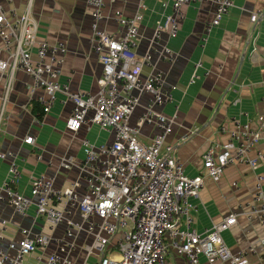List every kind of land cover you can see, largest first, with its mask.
Wrapping results in <instances>:
<instances>
[{"label": "built area", "instance_id": "built-area-1", "mask_svg": "<svg viewBox=\"0 0 264 264\" xmlns=\"http://www.w3.org/2000/svg\"><path fill=\"white\" fill-rule=\"evenodd\" d=\"M106 1L86 0L91 16L90 44L102 64V73L96 79L98 90L92 93L72 92L67 83H60L68 48L64 42L39 38L38 23L31 15L32 1L25 12L18 13L10 6L13 0H0V73L6 74L0 103V131L6 120L13 79L17 72H23L31 78L27 88L32 99L36 96L44 114L55 104L57 94L62 93L72 103L66 120L68 130L77 132L84 124H96L113 134L112 143L99 146L83 138V159L72 155L61 158V168L79 170L86 182L83 190L79 188V180L58 188L53 176L40 174L32 178L31 196H27L17 189L21 171L14 152H0L1 158L9 160V178L3 183L0 201L9 204L20 216H25L31 205H35L36 214L45 218L52 228L67 225L57 249L39 256L37 264H75L70 253L76 248V238L81 232L90 238L85 250L88 256L97 257L95 264H172L168 258L170 251L184 257L187 264H249V253L254 248L233 251L222 235L236 224V213L199 233L192 228L189 198L199 195L206 178H221L227 166L235 163L255 166L264 158L261 151L256 157L250 156L261 139V130L255 131L248 124H238L231 130L221 126L220 131L227 133L228 139L211 144L202 156V172L188 176L175 154V145L167 142L175 119L157 109L172 101L176 86L165 84L161 73H143L145 65L155 66L154 55L158 52L155 44L163 30L176 36L183 19L182 8L192 1L204 0H160L163 6L171 3L174 12L168 17L167 25H156L151 45L142 55L137 50L141 9L145 8L143 0L134 15L119 14L114 19L118 23L115 31L102 25ZM213 4V17L201 38L203 48L212 29L229 13L234 1L213 0ZM262 17L264 10L251 14L250 20L256 23ZM163 53L160 55L169 61L177 56L168 47ZM200 65L197 62L196 69ZM196 77L194 73L190 83ZM38 90L42 93L37 94ZM144 96L147 97L145 110L133 124L131 117ZM262 118L264 122V112ZM145 124L155 125L156 132L150 142L140 138ZM24 141L33 144L35 137L27 136ZM254 201L260 202L258 208L252 207L244 214L251 218V214L257 213L264 223L261 192L255 194ZM20 233V239L9 244L14 250L10 254L4 250L0 232V264H26L27 256L49 244V238L42 233L27 228H22Z\"/></svg>", "mask_w": 264, "mask_h": 264}, {"label": "crops", "instance_id": "crops-1", "mask_svg": "<svg viewBox=\"0 0 264 264\" xmlns=\"http://www.w3.org/2000/svg\"><path fill=\"white\" fill-rule=\"evenodd\" d=\"M30 1L31 15L38 23L39 38L64 42L68 48L59 76L60 83H67L72 92H96V79L102 73V64L90 44L91 16L86 0H13L10 6L23 13ZM233 1L234 6L229 13L212 29L205 48L201 46V38L206 24L213 17V0L192 1L184 6L178 34L170 36L168 30H163L155 44L158 50L154 55L155 66L145 65L143 68L144 74L151 71L161 73L165 84L176 86L172 90V101L157 109L175 119L167 142L175 145V154L183 163L185 173L191 177L202 172L205 150L211 144L228 139V134L220 131L221 126L231 130L238 124H248L255 131L261 130V139L250 156L256 157L259 151L264 153V17L256 23L250 20L251 14L264 10V0ZM139 2L107 0L102 25L109 30H117L118 23L114 19L119 14L134 15L139 10ZM143 2L139 55L150 47L156 25H167L168 17L174 12L171 3L163 6L160 0ZM165 47L177 54L173 61L160 55V52L164 54ZM197 62L201 65L196 69ZM194 73L197 77L190 83ZM5 76V73H0V103ZM30 82L27 74H15L6 120L0 131V152L12 150L21 171L17 189L31 196V180L40 174L53 176L58 188L79 180V188L85 189L86 182L79 170L61 168V158L72 155L83 159V138L99 146L112 143L113 134L96 124H84L77 132L68 130L66 120L71 114L72 103L67 102L62 93L57 94V100L48 113L40 110L39 115L35 109L36 96L32 99L27 88ZM40 93L42 91L38 90L37 94ZM141 101L131 117L133 124L145 110L147 97ZM155 132L154 124H145L141 127L140 138L143 142H150ZM27 136H34L35 142L26 143L24 139ZM7 178L9 160L0 157V192ZM258 192L264 197V158H260L255 166L242 163L227 166L221 178H206L199 195L189 198L192 228L203 233L225 216L236 213V224L222 233L226 243L233 251L253 247L254 252L249 253V264H264V223L257 213L251 214V218L244 214L260 205L259 201H254ZM75 217L79 216L76 214ZM0 228L2 245L10 254L14 250L9 248V244L20 239L22 228L46 235L48 246L26 257V264H37L39 256H46L57 249L59 240L65 237L67 225L52 228L45 218L36 214L35 205H31L25 216H20L9 204L0 201ZM76 242V248L70 253L75 264H95L97 257L88 256L85 250L90 243L88 235L79 233ZM168 258L172 264H187L185 258L174 251H170ZM201 260L205 261V258L201 256Z\"/></svg>", "mask_w": 264, "mask_h": 264}, {"label": "trees", "instance_id": "trees-1", "mask_svg": "<svg viewBox=\"0 0 264 264\" xmlns=\"http://www.w3.org/2000/svg\"><path fill=\"white\" fill-rule=\"evenodd\" d=\"M35 109L37 110V112L39 111V112H38L39 115H40V113H41L40 110L43 112L42 107H40L39 103H37V102H36V107H35Z\"/></svg>", "mask_w": 264, "mask_h": 264}]
</instances>
